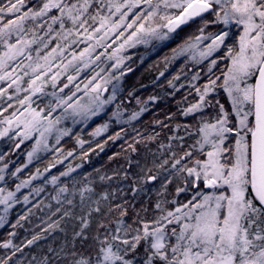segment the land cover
Segmentation results:
<instances>
[{"label": "trees", "instance_id": "trees-1", "mask_svg": "<svg viewBox=\"0 0 264 264\" xmlns=\"http://www.w3.org/2000/svg\"><path fill=\"white\" fill-rule=\"evenodd\" d=\"M154 1L58 0L50 7L52 0H0V264H179L186 253L172 221L207 192L201 164L221 133L207 141L203 128L222 117L232 132L236 125L222 82L237 37L228 33L195 62L183 49L197 37L207 43L222 26L205 14L168 33L163 23L182 11L169 9L163 20L159 12L152 18L165 40L147 33L117 57L119 42L97 40L125 3L139 2L128 19L142 11L139 23L149 26ZM88 47L94 63L79 68L72 59ZM96 74L108 92L99 110L79 119L70 107ZM27 109L42 120L35 130L49 128L39 148L36 132L26 138L12 125L5 130ZM252 125L253 109L248 145ZM223 136L227 157L235 136ZM248 196L263 225L249 185ZM160 229L166 237L156 249Z\"/></svg>", "mask_w": 264, "mask_h": 264}, {"label": "rangeland", "instance_id": "rangeland-1", "mask_svg": "<svg viewBox=\"0 0 264 264\" xmlns=\"http://www.w3.org/2000/svg\"><path fill=\"white\" fill-rule=\"evenodd\" d=\"M56 1L58 0H52L50 7H54ZM196 1L210 6L208 12L201 16L210 14V24L221 25L222 30L207 43L205 41L207 38L197 37L192 45L183 49L184 53L194 56L195 62L217 51L228 33H236L237 48L229 57L222 82L236 125L232 132L227 119L222 117L214 125L203 128L205 140L210 141L218 133H221V138L217 142H211L212 148L201 164L200 176L205 178L204 188L207 192L201 193L199 202L186 213L178 212L174 221L171 220L180 226L178 242L186 251L179 264H264V222L260 225L262 221L260 212L253 207L248 196L249 145L245 131L252 112L255 72L264 56V3H262L264 0H157L155 3L151 2L154 4L152 7L147 8L149 26L146 28L144 27L146 25H143L142 21L139 23L138 20L142 11L128 19L139 6V2L125 3L117 9L113 26L101 28L97 40L103 44L111 39L110 45L119 42L112 49V55L116 57L117 53L140 43L147 33L150 38L155 36V39L159 37L160 40H165L166 35L160 32L161 27L153 22L156 13L159 12L163 20L169 9H182L176 17L163 23L162 30L173 33L179 28L177 22L183 11ZM21 48L17 52H20ZM7 50V55L12 57L14 47H7ZM90 50L88 47L72 61L78 62L79 68H91L94 62L89 59ZM183 51H179L178 54H183ZM115 63V66L120 64L118 61ZM97 76L96 74L94 77ZM89 81L80 88L82 95L80 103L77 102L70 107L71 115H76L79 119L89 118L93 111L99 110L104 102L101 94L105 95L108 92L106 87H99L101 79L95 83ZM103 89H106L105 93H101ZM210 92L208 89L200 97L199 102L203 103L205 96ZM41 123L39 114L27 109L18 116L14 115L12 120L9 119L5 130L8 131L12 125L17 127L20 137L26 138L36 132L35 142L39 148L44 145L49 130V128L43 131L35 130ZM232 133L235 139L231 143L230 154L223 157L226 153L223 148L225 141L223 135ZM36 150L29 151L27 161L34 156ZM10 198L4 197L2 201ZM165 237V232L158 230L153 236V246L161 249Z\"/></svg>", "mask_w": 264, "mask_h": 264}, {"label": "water", "instance_id": "water-1", "mask_svg": "<svg viewBox=\"0 0 264 264\" xmlns=\"http://www.w3.org/2000/svg\"><path fill=\"white\" fill-rule=\"evenodd\" d=\"M210 6L191 3L178 19V26L208 12ZM103 89L102 93H105ZM253 125L249 144V192L253 201L264 211V56L253 84Z\"/></svg>", "mask_w": 264, "mask_h": 264}]
</instances>
